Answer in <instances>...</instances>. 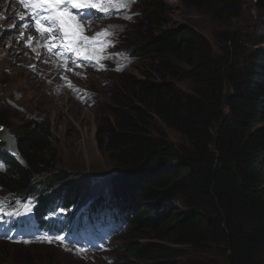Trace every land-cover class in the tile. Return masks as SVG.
Listing matches in <instances>:
<instances>
[{
    "label": "trees",
    "instance_id": "obj_1",
    "mask_svg": "<svg viewBox=\"0 0 264 264\" xmlns=\"http://www.w3.org/2000/svg\"><path fill=\"white\" fill-rule=\"evenodd\" d=\"M181 1L225 26L214 34L220 55L195 29L156 37L154 31L166 26L163 3L146 0L137 44L153 78L127 76L124 87L111 93L108 117L97 124V147L125 183L118 200L129 196L135 204L127 234L132 261L125 264H264V24L255 26L262 34L257 39L231 27L245 0ZM257 13L264 19V0ZM250 41L254 50L246 47ZM184 80L192 93L178 87ZM155 120L185 144H172ZM50 131L35 121L19 128L18 151L27 166L12 162L8 173H0L8 191L66 179L57 178ZM55 167L57 175L50 177ZM75 183L68 201L86 189L80 179ZM189 251L197 256L186 259ZM24 252L22 264H37L31 251Z\"/></svg>",
    "mask_w": 264,
    "mask_h": 264
},
{
    "label": "rangeland",
    "instance_id": "obj_2",
    "mask_svg": "<svg viewBox=\"0 0 264 264\" xmlns=\"http://www.w3.org/2000/svg\"><path fill=\"white\" fill-rule=\"evenodd\" d=\"M162 3L163 18L166 26L154 31L156 37H161L165 31L195 29L210 42L214 53L220 55V45L214 34L226 30L222 23L217 24L208 15L202 14L193 8H186L181 0H162ZM138 9H143L142 2ZM259 18L260 16L255 11V8L248 11L245 7L242 17L229 24L231 27H235L236 30H240L242 33L253 37V39H257L261 33L255 30V26L257 23L264 24V19ZM135 26L130 27L127 33V36L130 35L128 40L127 37H123L121 44L127 49L134 50V54L138 56L139 52L133 47L134 44L138 43V31ZM0 40L3 41L2 38ZM144 42L145 39L143 38L142 44ZM255 44L250 41L246 44V47L248 50H254L256 48ZM261 48L264 49V44ZM1 66L2 64L0 63V115H4V131L14 135L22 124L34 119H38L39 122L51 129L50 142L56 152L54 164L60 169L57 178L59 179L62 176L66 178L65 180L55 181L54 186L64 187L68 192L74 193V188H71L70 185L72 183L74 185L77 184L75 183L76 180L81 179L83 182L88 181L90 183L91 193L100 191L103 195L108 191H112L111 189L116 190L117 187L125 191V183L119 179L118 167L106 155L102 154L97 147L95 138L97 124L100 119L108 117L112 106L109 92L114 88H118L117 90L120 91V85H122V88L124 87L125 76L130 75L136 81L144 80L148 77L153 78L148 58H138L137 63L135 62L134 66L123 75L110 74L100 78H93L90 88L96 93L97 104L92 108L81 106L66 97L55 98L49 88L44 86L42 82L35 80L34 76H32L33 72L26 71L24 73L22 68H17L13 65L10 70L9 67L2 68ZM36 71L38 72V68ZM39 71L41 72L42 69ZM43 76H48V73L43 71ZM32 82L35 83V86L31 84ZM177 85L185 92L192 93V86L189 81L184 80L178 82ZM155 127L167 135L172 144H185L181 136L165 127L160 121L155 120ZM52 173L54 176V172ZM92 180L100 182L93 183ZM117 192L113 193L116 194ZM90 197H93V194ZM161 214L163 213L153 216V221L163 218L164 214ZM138 228H141V230L145 229L144 224L141 223ZM105 234L110 246H117L116 251H111L113 256H119L115 264L119 263L121 257L132 259V257L130 258L124 254V252L129 250V247L125 248L124 246L131 244L127 240L128 235L116 233V229H109ZM11 246L10 244L0 245V264H21L27 257L24 254L27 253L24 252L25 250L31 251L28 252L30 258H35L43 262V264H84L78 260H73L67 254L55 250L44 252L38 248L33 253L31 248L26 249L22 246V248H12ZM195 256L197 255L189 251L186 259L194 258ZM104 261L107 260L104 259Z\"/></svg>",
    "mask_w": 264,
    "mask_h": 264
},
{
    "label": "snow or ice",
    "instance_id": "obj_3",
    "mask_svg": "<svg viewBox=\"0 0 264 264\" xmlns=\"http://www.w3.org/2000/svg\"><path fill=\"white\" fill-rule=\"evenodd\" d=\"M105 0H100V2H94V0H20V3L25 5L26 8H31L32 10V19L35 25V28L42 35L44 33L48 34L49 39H56L59 37L60 43L64 47H71V50L76 51L74 47L71 45V41L65 43V40L68 39V33L65 30V17H71L73 21L76 20L77 17H80L83 21H88L90 16L88 12H83L84 9H97L100 12H107V8L102 6V3ZM110 3V0H107ZM130 3H134L135 0H128ZM115 6L124 7L126 3L121 0V2ZM79 27V25H77ZM101 35H109L107 31L103 33H97L96 38ZM81 39H85L81 37ZM51 50V49H49ZM75 63V61H73ZM61 241L64 239L63 237H57ZM51 242V241H49ZM27 243V241H25ZM84 251L83 249L77 250V254L79 252Z\"/></svg>",
    "mask_w": 264,
    "mask_h": 264
},
{
    "label": "water",
    "instance_id": "obj_4",
    "mask_svg": "<svg viewBox=\"0 0 264 264\" xmlns=\"http://www.w3.org/2000/svg\"><path fill=\"white\" fill-rule=\"evenodd\" d=\"M258 0H245L244 1V6L247 8L248 11H250L251 9L255 8L257 5ZM178 30H174V31H169L167 34H170L172 32H177ZM163 37V36H161ZM8 148H11L8 146Z\"/></svg>",
    "mask_w": 264,
    "mask_h": 264
},
{
    "label": "bare ground",
    "instance_id": "obj_5",
    "mask_svg": "<svg viewBox=\"0 0 264 264\" xmlns=\"http://www.w3.org/2000/svg\"><path fill=\"white\" fill-rule=\"evenodd\" d=\"M79 18H80V17H79ZM31 64H33V62H32ZM117 208H119V207H117ZM117 208H116V210H118Z\"/></svg>",
    "mask_w": 264,
    "mask_h": 264
}]
</instances>
